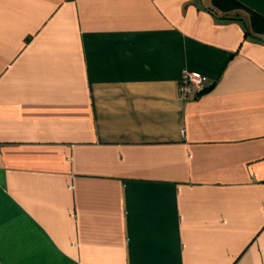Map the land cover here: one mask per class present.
Returning a JSON list of instances; mask_svg holds the SVG:
<instances>
[{
    "label": "crops",
    "instance_id": "1",
    "mask_svg": "<svg viewBox=\"0 0 264 264\" xmlns=\"http://www.w3.org/2000/svg\"><path fill=\"white\" fill-rule=\"evenodd\" d=\"M0 264H264V0H0Z\"/></svg>",
    "mask_w": 264,
    "mask_h": 264
},
{
    "label": "built area",
    "instance_id": "2",
    "mask_svg": "<svg viewBox=\"0 0 264 264\" xmlns=\"http://www.w3.org/2000/svg\"><path fill=\"white\" fill-rule=\"evenodd\" d=\"M207 77L198 72L184 70L179 80V95L185 102L198 98L204 89Z\"/></svg>",
    "mask_w": 264,
    "mask_h": 264
}]
</instances>
